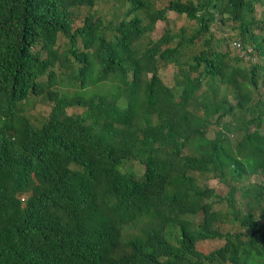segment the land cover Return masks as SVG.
<instances>
[{"label":"trees","instance_id":"16d2710c","mask_svg":"<svg viewBox=\"0 0 264 264\" xmlns=\"http://www.w3.org/2000/svg\"><path fill=\"white\" fill-rule=\"evenodd\" d=\"M118 1L77 25L96 0H0V264H264V0ZM169 12L196 28L172 33ZM218 16L248 71L212 48ZM35 102L50 108L37 119Z\"/></svg>","mask_w":264,"mask_h":264},{"label":"rangeland","instance_id":"374dc122","mask_svg":"<svg viewBox=\"0 0 264 264\" xmlns=\"http://www.w3.org/2000/svg\"><path fill=\"white\" fill-rule=\"evenodd\" d=\"M168 1L169 0H153V3L155 4V7L160 8L166 5ZM182 1H186V0H182ZM193 1H196V0H193ZM119 5H120V2L118 0H96V3L92 8L90 9L80 8L77 11L76 17H75V24L80 25L82 23L84 16H86L87 14H93V13H95L97 16H103L106 20H109L111 18L112 11H114L115 8ZM116 11L117 9L115 10V12ZM253 15L257 21H260L264 18V2L261 4L254 5ZM167 17H168V22H169L168 27L171 30V32L174 34H178L181 32V30H183L184 35L188 36L196 28L195 22L189 21L183 16H178L175 13L169 12L167 14ZM235 25L236 24L233 23L232 20H227L224 23H222L220 21V16H218L217 21L215 22V25H213L211 28V33L213 34V37H214L211 41V46L214 50L227 53L230 58L231 57L242 58L239 61H236L234 59L232 60L228 59V62H231L235 64L236 66H241L248 71L249 67L252 65L249 57L245 56L242 50H240L237 47L235 48L233 46V42L235 41V37L237 36V30L234 29ZM164 31H165V24L163 22H158L156 24V29L150 35L152 40H156L157 38H159L164 33ZM254 34L263 35V31L256 28L254 29ZM63 44H64V40L60 39L59 45L63 46ZM202 45H203V38L200 41L196 42L193 46H190V48L187 51L183 52L184 60L186 59L187 56L190 57L191 55L197 53L199 50L204 48ZM248 46L249 47H247V49L250 50V53H253V56L251 57L252 62H254V64L260 63L258 52L252 48L253 46H250V45ZM175 71H177V69L175 70L171 66L160 69L159 73H160L161 79L166 85L172 86L174 82L173 74L175 73ZM201 89L205 90L206 86L203 85ZM257 96L261 97V99L264 101V88L260 84V79H259V90H258ZM229 98L231 101L233 100L232 97L229 96ZM49 109H50L49 105L42 104L41 102H35L34 106L29 108L28 113L33 118L37 119V118H40L41 116L46 115ZM80 112H81L80 109H69L68 110L69 114H78ZM218 129L219 127L217 126H210L208 128L207 137L213 138L216 130ZM229 137L232 140V145H235L237 140H239L238 134H233V136L229 135ZM134 164H135V168L139 172L143 171L142 167H140L136 163ZM262 180L263 178L261 176L254 175L248 178L246 181H244L240 187L242 188V186L255 185V184L262 182ZM199 181L201 183L208 185V187L213 189L214 192L219 196L225 197L228 194V191H229L228 187L218 182L216 178L208 176L207 178H200ZM240 191H238V193H236L235 195V203L239 207L243 206V201H244L240 194ZM225 210L226 208L223 207L222 211L224 212ZM223 230L233 232L235 230V227L232 224H230V222H227L226 224L223 225ZM221 245H222V242L220 241H212V242L206 241V242H201V243L199 242L197 244V248L202 253H208L212 251L213 249L220 247Z\"/></svg>","mask_w":264,"mask_h":264},{"label":"built area","instance_id":"2783aa9c","mask_svg":"<svg viewBox=\"0 0 264 264\" xmlns=\"http://www.w3.org/2000/svg\"><path fill=\"white\" fill-rule=\"evenodd\" d=\"M237 47H238V48H240V45H239V44H237Z\"/></svg>","mask_w":264,"mask_h":264}]
</instances>
